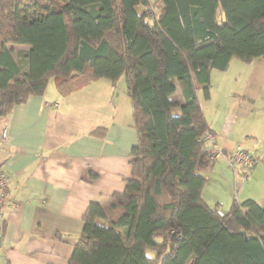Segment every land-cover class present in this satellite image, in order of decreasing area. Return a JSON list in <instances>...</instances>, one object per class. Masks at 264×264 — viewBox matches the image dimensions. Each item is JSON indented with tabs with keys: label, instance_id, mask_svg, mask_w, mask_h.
Instances as JSON below:
<instances>
[{
	"label": "trees",
	"instance_id": "obj_1",
	"mask_svg": "<svg viewBox=\"0 0 264 264\" xmlns=\"http://www.w3.org/2000/svg\"><path fill=\"white\" fill-rule=\"evenodd\" d=\"M13 45L30 48L14 58ZM233 58L264 59V0H0V116L51 76L62 96L125 80L131 173L107 209L88 204L67 264H264V202L234 199L221 214L201 194L211 130L197 92L207 98L210 71Z\"/></svg>",
	"mask_w": 264,
	"mask_h": 264
},
{
	"label": "crops",
	"instance_id": "obj_2",
	"mask_svg": "<svg viewBox=\"0 0 264 264\" xmlns=\"http://www.w3.org/2000/svg\"><path fill=\"white\" fill-rule=\"evenodd\" d=\"M136 10L140 13L143 6ZM13 46L14 58L17 51L30 48ZM235 59L224 71L231 65L241 67ZM246 65H257L255 71L262 72L264 59L257 58ZM216 78L221 84L227 82L225 75ZM243 82L244 89L229 86L227 93L231 97L244 95L243 100L247 99L253 111L258 90L264 85V73L254 72ZM201 95L204 97L197 92L218 146L225 152L249 150L257 160L249 179L236 189L238 166L231 167L222 158L213 162L204 159L198 167L205 178L203 200L221 214L228 211L234 199L238 200L240 193L244 199L263 203L264 150L255 153L257 146L252 140L264 144V122L257 120V127L247 123L235 125L233 118L224 114L226 111L210 121ZM170 99L183 104L179 87ZM100 130H104L103 135H99ZM135 143L123 76L115 82L98 79L66 96L58 93L54 81L51 87L47 85L43 95H31L9 114L0 116V167L8 177L0 264H67L88 204L96 201L107 209L110 196L123 190L131 173L129 154Z\"/></svg>",
	"mask_w": 264,
	"mask_h": 264
},
{
	"label": "rangeland",
	"instance_id": "obj_3",
	"mask_svg": "<svg viewBox=\"0 0 264 264\" xmlns=\"http://www.w3.org/2000/svg\"><path fill=\"white\" fill-rule=\"evenodd\" d=\"M150 1H154V0H150ZM154 7H155L154 5L149 4L147 8H153L155 12L156 9ZM20 46L16 45L13 47L20 48ZM10 47L12 48V46H9V48ZM235 60H237L236 62H238V64H241L240 68H236L233 65H231V67L224 72L218 70L212 71V82L210 81L211 89L209 90L210 98L204 99V97L201 95L200 101L202 102L203 107L207 113V118L210 121H212L214 117L215 119H218L221 112L226 111L227 114L226 113L224 114L229 116L230 118H233L232 121L233 123L235 122V125H238L239 123H247L250 127L251 125L257 127V120H259V123L262 121L264 122V85H262V87L258 90L259 96L257 100L254 102L256 108L253 111H250L249 105L246 103L247 99H245L246 101L243 100L244 95H240L238 97L232 95L237 98V99H233L234 97H231V95L227 93V90L229 86L234 87L235 89L238 90L244 89L243 81L245 78L254 75V72H256V74L258 73L262 74L264 73V70H262V72H258L259 70L255 71L257 69V65H246V63L241 62L239 59H235ZM217 75H221V76L225 75L227 78V82L221 84L220 80L216 78ZM236 78L237 80H234ZM53 84H54V77L51 76L49 78L48 85L49 87H51ZM175 99L177 98L175 97ZM174 111L176 113H179L177 109H174ZM252 120L254 122L250 124ZM248 141L251 142V139L248 138ZM252 142H254V146H257V150H255V153L264 150L263 143H260V141H253V140ZM243 200L245 199L240 193L238 196V201H243Z\"/></svg>",
	"mask_w": 264,
	"mask_h": 264
},
{
	"label": "built area",
	"instance_id": "obj_4",
	"mask_svg": "<svg viewBox=\"0 0 264 264\" xmlns=\"http://www.w3.org/2000/svg\"><path fill=\"white\" fill-rule=\"evenodd\" d=\"M153 12V8H147L148 14H152ZM201 140L204 142L201 151L206 156L209 162H213L217 159L223 158L231 167L235 165L240 167L241 172L239 178L237 179L239 180V182H245L248 180L251 172L257 164V160L249 150L237 148L233 151L225 152L218 146L215 135L211 131H206L202 135ZM7 183L8 177L0 167V236L2 235L4 224V211L8 206L6 195Z\"/></svg>",
	"mask_w": 264,
	"mask_h": 264
}]
</instances>
